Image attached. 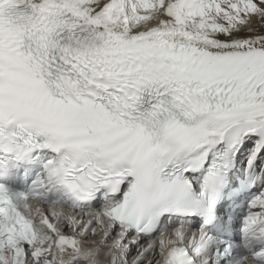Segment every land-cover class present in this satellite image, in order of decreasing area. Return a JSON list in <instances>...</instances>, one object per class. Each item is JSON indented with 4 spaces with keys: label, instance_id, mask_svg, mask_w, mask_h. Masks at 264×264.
Returning <instances> with one entry per match:
<instances>
[{
    "label": "snow or ice",
    "instance_id": "1",
    "mask_svg": "<svg viewBox=\"0 0 264 264\" xmlns=\"http://www.w3.org/2000/svg\"><path fill=\"white\" fill-rule=\"evenodd\" d=\"M0 264H264V0H0Z\"/></svg>",
    "mask_w": 264,
    "mask_h": 264
}]
</instances>
